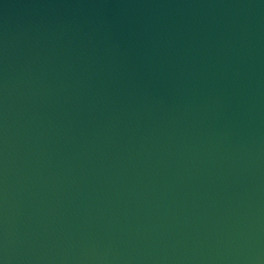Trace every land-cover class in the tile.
Masks as SVG:
<instances>
[{
	"label": "water",
	"instance_id": "obj_1",
	"mask_svg": "<svg viewBox=\"0 0 264 264\" xmlns=\"http://www.w3.org/2000/svg\"><path fill=\"white\" fill-rule=\"evenodd\" d=\"M0 264H264V0H0Z\"/></svg>",
	"mask_w": 264,
	"mask_h": 264
}]
</instances>
